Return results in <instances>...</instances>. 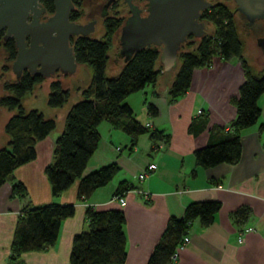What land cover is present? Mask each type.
Instances as JSON below:
<instances>
[{
    "label": "crops",
    "instance_id": "crops-1",
    "mask_svg": "<svg viewBox=\"0 0 264 264\" xmlns=\"http://www.w3.org/2000/svg\"><path fill=\"white\" fill-rule=\"evenodd\" d=\"M262 53L258 63L243 58L255 71L264 73V51ZM117 63L110 69L106 66L105 73H115L121 60ZM155 68L158 69L155 81L129 93L124 101L140 122L148 123L149 129L159 130L162 137L151 139L145 131L130 145L123 131L108 121L99 122V139L82 173L110 162H115L118 169L87 197L76 194L77 179L59 195L50 194L43 169L51 160L53 141L62 125L58 133L49 131L35 142L33 159L12 170L13 178L24 184L31 205L51 201L74 205L73 213L61 220L53 244L42 250L21 252L13 264H69L72 236L87 228L86 206L120 209L124 217L122 264H144L167 218L181 216L184 206L195 200H216L219 206L207 225H201L196 219L189 223L187 242L176 250L172 264H264V93L258 98L257 121L240 130L238 158L202 167L194 163L192 151L215 139L221 129L230 128L235 116L230 98L237 94L243 78L239 62L235 58L214 55L209 63L193 68L188 87L173 99L167 89L174 72L163 71L159 62ZM89 78L90 70L85 81L75 85L79 97L80 89L88 84ZM58 80L68 90L60 77ZM48 83L49 79L37 83L27 93H35L40 86L48 93ZM73 102L61 108L62 123ZM146 102L156 106L154 116L147 113ZM5 137L0 147L7 141L6 134ZM149 161L155 162V168L138 179L136 174ZM121 180L129 184L122 192L123 204L113 197ZM21 202L10 193L9 180L0 184V264H10L9 244ZM238 233L243 237L241 242L236 241Z\"/></svg>",
    "mask_w": 264,
    "mask_h": 264
},
{
    "label": "trees",
    "instance_id": "trees-1",
    "mask_svg": "<svg viewBox=\"0 0 264 264\" xmlns=\"http://www.w3.org/2000/svg\"><path fill=\"white\" fill-rule=\"evenodd\" d=\"M47 12L53 9L52 0H39ZM73 8L69 18L74 19L81 12V0H71ZM118 3L114 11L102 21V34L76 35L69 37L74 59L77 64H85L90 70L88 84L80 89V97L67 109L62 128L55 136L51 150V160L43 172L52 196H57L75 179L76 194L87 197L97 186L106 183L117 171L115 162L99 166L82 173L84 165L96 147L99 139L97 125L108 121L129 137L130 145L136 136L148 131L151 139H160L161 133L149 129L133 114L124 101L126 95L141 89L156 79L155 68L158 48L146 45L135 50L126 60H121L119 69L111 74L105 73L108 62V49L112 34L116 33L125 15H118ZM116 8V9H115ZM201 19L211 24L199 38L191 35L180 46L177 55L178 65L167 89L171 99L180 95L188 87L194 67L207 64L214 55L223 59L235 58L242 69V81L237 94L230 98L235 107V116L230 128L220 130L212 141L195 147L192 151L194 163L207 167L220 162L235 161L240 154V130L254 124L259 116L258 98L264 93V73L255 71L241 55V41L230 8L223 2H213L212 6L201 12ZM8 62L14 58L13 39L1 42ZM193 45V46H192ZM44 77L27 71L15 79L5 80L0 95V105L11 111L3 131L7 136L6 145L0 147V184L10 181V193L22 202L18 210L12 238L9 244L8 261L16 263L19 254L26 250H42L56 240L62 219L74 211L71 202H46L31 205L26 198L24 184L13 178L12 170L35 156L34 144L43 138L55 125L52 117L43 116L36 108L24 109L22 97ZM49 91L46 104L61 106L67 98L68 90L58 79L48 78ZM150 116L157 112L156 106L146 102ZM129 188L124 180L118 182L114 194H122ZM216 200H195L188 202L181 216H169L153 244L144 264H168L170 255L182 235L186 234L189 223L196 219L207 225L218 209ZM84 217L87 228L73 234L68 254L69 264H122L125 257L124 235L122 232L123 213L117 208L93 209L86 206Z\"/></svg>",
    "mask_w": 264,
    "mask_h": 264
},
{
    "label": "water",
    "instance_id": "water-1",
    "mask_svg": "<svg viewBox=\"0 0 264 264\" xmlns=\"http://www.w3.org/2000/svg\"><path fill=\"white\" fill-rule=\"evenodd\" d=\"M111 1L105 0L104 5ZM122 1L128 12L115 33L121 60L141 47L154 45L163 71L176 69L178 51L188 35L199 38L206 33L207 23L200 16L213 4L211 0H142L141 5L135 0ZM232 1L248 21L264 18V0ZM52 6L47 12L38 0H0L3 38L11 35L15 47L10 63L15 79L22 69L45 78L56 70L60 74L75 72L77 62L69 37L92 33L94 20L70 19L71 0H52ZM40 13L45 14L44 19L39 20ZM257 44L264 51V37Z\"/></svg>",
    "mask_w": 264,
    "mask_h": 264
},
{
    "label": "rangeland",
    "instance_id": "rangeland-1",
    "mask_svg": "<svg viewBox=\"0 0 264 264\" xmlns=\"http://www.w3.org/2000/svg\"><path fill=\"white\" fill-rule=\"evenodd\" d=\"M212 2H223L226 4L232 14H233V19L236 24V30L238 37L240 38L241 41V53L243 57L246 60H250L253 63H258L259 60L262 57V52L263 50L260 48V46L257 44V40L255 37L259 35L262 30L257 29V23L258 21L253 22V28L254 30H248L246 28H243L241 26V18L238 16L237 13L233 12V2L231 0H211ZM82 4V12L83 13H88L90 12L89 9L90 3L89 0H81ZM93 9V8H92ZM127 12H123V15H126ZM207 31H210L211 29V24H206L205 26ZM102 34V25H100L98 22L94 24V29L92 31V35L95 37H98ZM112 40L110 43V47L108 49V62L106 66L108 69L114 67L117 65V61L121 60V57L119 56V49L117 47V41H116V35L115 33L112 34ZM193 46V45H192ZM5 58V53L3 52V47L0 44V59ZM110 58V59H109ZM178 61L175 67H177ZM174 69L167 70L165 72H174ZM264 71V68L262 69ZM89 75V70L85 65H77L75 72L71 74H64L59 76L62 80V82L66 85L68 88V97L67 100L61 105V106H49L46 104V96H47V89L40 86L35 93H27L24 95L21 99V104L24 107V109H29V108H36L40 110L45 117H52L55 121L54 127L50 130V132H55L58 133L59 129L61 128V123H62V109L66 106L68 102L75 101L79 96L78 92L75 90V85L85 81L86 77ZM10 78L12 77V74L9 76ZM48 78H44L42 81L47 80ZM9 80V79H8ZM40 81V82H42ZM39 82V83H40ZM42 84V83H41ZM40 85V84H39ZM37 85V86H39ZM36 86V87H37ZM2 92V89L0 87V93ZM11 111L0 105V145H2L5 142V133L3 132V125L5 123V120L10 114ZM57 135V134H56ZM6 145V143L4 144Z\"/></svg>",
    "mask_w": 264,
    "mask_h": 264
},
{
    "label": "flooded vegetation",
    "instance_id": "flooded-vegetation-1",
    "mask_svg": "<svg viewBox=\"0 0 264 264\" xmlns=\"http://www.w3.org/2000/svg\"><path fill=\"white\" fill-rule=\"evenodd\" d=\"M104 1L105 0H89L90 7L91 8L89 9L90 12H88V13H86V12L83 13L82 12V4H81V10H80L81 13L78 16H76L73 20L78 21V22H83V23L88 22V21H91V20H94V24L96 22H98L100 25H102L103 19L108 14H112L113 13V11H114L113 4L114 3H118V7H117V11H118L117 13H118V15L121 16L124 11L125 12H128L127 11V6L123 3L122 0H112L106 6L104 5ZM142 2H143L142 0H135V3L137 5H141ZM39 3H41V2L39 1ZM233 12L234 13H237L238 16L241 18V22H240L241 23V26L243 28L248 29V30L253 31L254 30V28H253V22L254 21H258V23H257V29L258 30H262V32L259 35H257L255 37V39L256 40H259L260 38H263L264 37V18L257 19V20H253V21L250 22L240 12H238L237 10H235L234 3H233ZM30 16H31V14L29 13L27 15L26 19L28 20L30 18ZM44 17H45V14L44 13H40L39 20L44 19ZM200 18H201V16H200ZM0 30L2 31L1 42H4L7 38H12L11 35L7 36L6 38H3L4 29L3 28H0ZM13 45H14V43H13ZM3 52L5 53L4 49H3ZM10 63H11V60L8 62V60L6 59V54H5V58L3 57L2 59H0V87H1L2 83L5 80L14 78V73L10 69ZM22 71H26V69H22L21 72H20V74L22 73ZM10 74H12V77L11 78L9 77ZM61 75H64V74H60L56 70V71H54L52 73V76L49 77V78L58 79L59 76H61ZM1 93H0V95H1Z\"/></svg>",
    "mask_w": 264,
    "mask_h": 264
},
{
    "label": "built area",
    "instance_id": "built-area-1",
    "mask_svg": "<svg viewBox=\"0 0 264 264\" xmlns=\"http://www.w3.org/2000/svg\"><path fill=\"white\" fill-rule=\"evenodd\" d=\"M145 125L147 127H149V124L148 123H146ZM155 166H156L155 162L149 161L145 165V167L143 169H141L136 174V177L138 179L144 178L150 171H152L155 168ZM136 191L142 192V195L143 196H146L145 195V192H143V191H141L139 189H136ZM113 197L116 198L120 204H123L124 203V198H123L122 194H113ZM242 238L243 237H242L241 233H238L237 236H236V241L237 242H241L242 241ZM186 242H187V236H186V234H184V235L181 236L179 243L177 244V246L174 249V251L171 253V255H170V261L168 262V264H172V261L175 259V256H176V250L178 248L182 247L184 244H186Z\"/></svg>",
    "mask_w": 264,
    "mask_h": 264
}]
</instances>
